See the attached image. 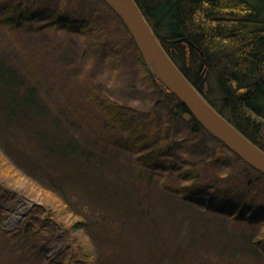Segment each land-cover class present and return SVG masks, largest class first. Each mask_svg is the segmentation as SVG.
Listing matches in <instances>:
<instances>
[{
  "label": "trees",
  "instance_id": "trees-1",
  "mask_svg": "<svg viewBox=\"0 0 264 264\" xmlns=\"http://www.w3.org/2000/svg\"><path fill=\"white\" fill-rule=\"evenodd\" d=\"M137 2L190 81L264 150V0ZM100 64L115 76L138 68L149 99H112L97 74ZM60 81L66 83L57 88ZM0 145L6 168L15 163L39 171L40 186L60 199L48 202L51 207L35 205L48 214L41 223L27 219L22 236L64 227L59 218L69 213L79 188L92 193L112 186L134 206L123 226L131 219L134 228H145L147 256L159 251L168 257L165 264H264V174L206 131L150 72L127 26L103 0H0ZM119 148L138 153L131 179L111 166ZM137 176L148 180L150 190L142 189ZM157 182L177 198V204L167 203L173 224L189 218L173 242L149 199ZM189 194L210 195L214 204L191 206L188 217L175 218L181 202L196 204ZM83 211H72L70 225L82 232L74 235L77 254L60 264L97 259L85 237L83 226L91 221ZM124 228L104 235L130 249ZM32 248L26 251L33 254ZM0 249V263L14 261ZM114 255L96 264H112Z\"/></svg>",
  "mask_w": 264,
  "mask_h": 264
},
{
  "label": "rangeland",
  "instance_id": "rangeland-1",
  "mask_svg": "<svg viewBox=\"0 0 264 264\" xmlns=\"http://www.w3.org/2000/svg\"><path fill=\"white\" fill-rule=\"evenodd\" d=\"M137 69L134 68L135 72L122 76H115L116 74H113L112 70L104 64H100L96 70L97 74L107 84V91L112 99L124 103L138 104L141 102L136 99H149V96L147 93L148 83L137 72ZM64 83L66 82H58L57 88L62 87ZM133 84L134 87H132ZM55 103L59 107L63 106L60 99L55 100ZM24 135L26 134L24 133ZM208 142L210 145L214 144L211 139ZM126 154L130 156L128 157ZM134 155H138V153L132 154L128 150L119 148L111 154V160H113V165L111 164V166L125 178L131 179L134 177L133 165L136 164L133 160ZM3 164L0 160V176L5 178L3 180L0 177V244L3 258L5 260L11 257L14 259L13 262H7V264H21L20 259L27 257V255L29 256L27 257V262H24L25 264H48V260L59 262V264L63 262L69 263L71 254L76 255L77 247H80L78 240L74 241V235L79 238L82 236L80 229L70 226L74 219L72 211L76 209L80 211L83 208V214L91 221L88 225L83 226V230L86 232L85 237L90 239L91 251L97 258L93 262L89 260L90 264H96L97 261H100L101 258H104L109 253H114L116 257L115 261H111L112 264H165L168 261V257L159 255V251H157V254L155 252L147 256V250L144 245L146 238L144 236L146 233L144 227L135 226L136 228H134L135 224L131 222V219H129L130 222L127 221L128 224L126 226H123V221L132 217L135 208L124 200V194L118 187L110 186L109 190H93L92 193L79 188L74 192L76 200H74L69 213H66L65 218H59V221H65L63 222L64 227L53 228L46 226L40 233H37L36 237L30 236V238H27L24 235L22 236L19 230L24 229V223L27 222V219L32 218L34 221L41 223V217H44L45 213L48 214V211L40 213L38 209L34 208L35 205L51 207L48 202L60 199L40 186L42 178L38 174L39 171H31L32 173H30L15 163L16 166L12 163V167L9 168H6ZM134 180L141 185L142 189L147 191L149 182L146 178L137 176ZM154 184L151 186V197L149 199L159 214V225L162 231L169 236L171 242L176 240V234H179V231L184 228L183 225L187 224L186 221L189 218L186 217L190 215L191 206L195 208H200V206L210 208L214 204V200L210 195L189 194L187 197L196 204H187L189 201L181 202L177 210H175V218H180L184 215L187 220L182 218L185 221L183 225H175L172 222V218H170L171 208L168 207L167 203L177 204V198L168 196L159 182ZM219 204L222 205L223 201H219ZM122 227H125L123 230L121 229L124 231L122 233L130 240V249L120 242H114L111 241L112 239L105 237V235L114 236L115 233L119 234ZM17 231L20 234L14 235ZM28 247H33L34 255L26 251ZM84 248L90 251L88 247L84 246ZM173 249L174 247L169 250L168 253L170 255ZM82 257L86 260L84 255Z\"/></svg>",
  "mask_w": 264,
  "mask_h": 264
},
{
  "label": "water",
  "instance_id": "water-1",
  "mask_svg": "<svg viewBox=\"0 0 264 264\" xmlns=\"http://www.w3.org/2000/svg\"><path fill=\"white\" fill-rule=\"evenodd\" d=\"M103 1L127 26L150 72L181 100L206 131L264 174V150L224 117L190 81L163 46L137 0Z\"/></svg>",
  "mask_w": 264,
  "mask_h": 264
}]
</instances>
